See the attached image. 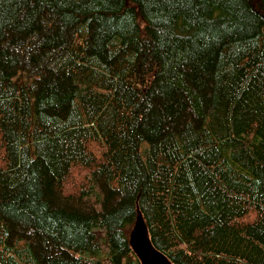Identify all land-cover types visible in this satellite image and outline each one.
<instances>
[{
    "label": "trees",
    "instance_id": "1",
    "mask_svg": "<svg viewBox=\"0 0 264 264\" xmlns=\"http://www.w3.org/2000/svg\"><path fill=\"white\" fill-rule=\"evenodd\" d=\"M138 211L264 264V0H0V264H141Z\"/></svg>",
    "mask_w": 264,
    "mask_h": 264
},
{
    "label": "water",
    "instance_id": "2",
    "mask_svg": "<svg viewBox=\"0 0 264 264\" xmlns=\"http://www.w3.org/2000/svg\"><path fill=\"white\" fill-rule=\"evenodd\" d=\"M129 244L141 264H174L152 244L145 221L139 211L129 233Z\"/></svg>",
    "mask_w": 264,
    "mask_h": 264
},
{
    "label": "rangeland",
    "instance_id": "3",
    "mask_svg": "<svg viewBox=\"0 0 264 264\" xmlns=\"http://www.w3.org/2000/svg\"><path fill=\"white\" fill-rule=\"evenodd\" d=\"M88 173L87 169L73 168L62 183V192L70 195V193L77 191L87 180Z\"/></svg>",
    "mask_w": 264,
    "mask_h": 264
}]
</instances>
